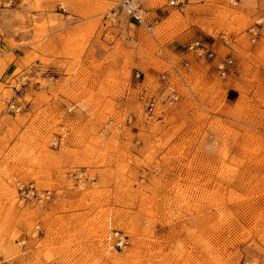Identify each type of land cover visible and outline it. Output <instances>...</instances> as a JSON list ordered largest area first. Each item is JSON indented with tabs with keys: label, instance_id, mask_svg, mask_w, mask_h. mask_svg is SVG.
Masks as SVG:
<instances>
[{
	"label": "rangeland",
	"instance_id": "1",
	"mask_svg": "<svg viewBox=\"0 0 264 264\" xmlns=\"http://www.w3.org/2000/svg\"><path fill=\"white\" fill-rule=\"evenodd\" d=\"M124 2L0 0V261L264 264V0Z\"/></svg>",
	"mask_w": 264,
	"mask_h": 264
},
{
	"label": "built area",
	"instance_id": "2",
	"mask_svg": "<svg viewBox=\"0 0 264 264\" xmlns=\"http://www.w3.org/2000/svg\"><path fill=\"white\" fill-rule=\"evenodd\" d=\"M124 7L128 10V12L135 18L137 22H139L141 25L145 26L149 30L153 28V26L146 21V19L143 17L142 14L139 13V11H136L132 9L129 5V0H125ZM189 50L196 52L199 56H203L205 54L209 55L210 57L213 56V52L210 50H207L205 47V44L201 40H195L193 41L190 46ZM209 53V54H208ZM221 69H224V66H221ZM137 77L140 78V73H137ZM142 99L145 102L147 115L150 118H153L156 111V99L154 97L150 96H142ZM171 99H176L174 96L171 97ZM11 108L14 111H19V107L15 103L11 104ZM76 179H78L79 176H74ZM18 194L21 201H37V202H44L48 201L51 198V192L49 190H39L35 184L33 183H18ZM110 244L112 248L115 247H121L125 243V238L120 235L119 232L113 233V236L109 238ZM0 264H4L2 261H0ZM244 264H248L245 262Z\"/></svg>",
	"mask_w": 264,
	"mask_h": 264
}]
</instances>
